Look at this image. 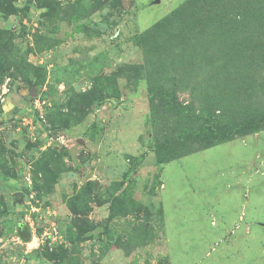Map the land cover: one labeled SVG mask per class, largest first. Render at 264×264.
<instances>
[{"label": "rangeland", "instance_id": "rangeland-1", "mask_svg": "<svg viewBox=\"0 0 264 264\" xmlns=\"http://www.w3.org/2000/svg\"><path fill=\"white\" fill-rule=\"evenodd\" d=\"M191 1L0 0V264H264V130L157 161L204 121L167 113L147 73L164 62L193 114L229 85L175 31L147 53L143 34ZM254 79L235 87L264 110Z\"/></svg>", "mask_w": 264, "mask_h": 264}, {"label": "trees", "instance_id": "trees-1", "mask_svg": "<svg viewBox=\"0 0 264 264\" xmlns=\"http://www.w3.org/2000/svg\"><path fill=\"white\" fill-rule=\"evenodd\" d=\"M174 31V37L181 39L182 43L184 40L189 51L202 49L198 56L199 64L206 75L213 68V78H210L213 84L224 80L229 85L224 88L223 94L216 93L226 95L225 98L220 96L221 100L213 99L210 103L205 96L198 99L199 112L193 114L189 112L190 106L176 102L174 90L167 89L162 80L156 79L157 69L164 67V62H160L158 67L147 73L150 92L162 99V103H166V106L163 103V107L167 113L179 117L188 114L197 121H204L196 129H184L178 139L160 143L156 147L158 163L176 157L172 155L173 144L187 146L190 143L188 145L208 148L213 144L233 139L236 135L264 130V110L254 111L246 98L250 96L248 91L239 90L237 93L235 87L240 83L249 84L246 80L249 65L255 75L252 81L254 84L264 71V44L258 39L264 38V0H193L143 34L145 44L155 41L147 53L151 55L161 52L162 47L169 42L165 37ZM196 43L198 46L194 47ZM170 44L174 47V53L181 51V44ZM201 55L204 57L201 58ZM206 95H209V92ZM155 101L153 98L151 110L158 113Z\"/></svg>", "mask_w": 264, "mask_h": 264}, {"label": "built area", "instance_id": "built-area-1", "mask_svg": "<svg viewBox=\"0 0 264 264\" xmlns=\"http://www.w3.org/2000/svg\"><path fill=\"white\" fill-rule=\"evenodd\" d=\"M5 94H6V90L4 91V89H3L2 96H0V97H1L0 99H1L2 101H3V99H4V95H5ZM2 101H1V102H2ZM35 103H36V104H35V105H36V108H41V106H40V103H41V102H40L39 100H37ZM42 116H43V115L41 114L40 117H42Z\"/></svg>", "mask_w": 264, "mask_h": 264}, {"label": "water", "instance_id": "water-1", "mask_svg": "<svg viewBox=\"0 0 264 264\" xmlns=\"http://www.w3.org/2000/svg\"><path fill=\"white\" fill-rule=\"evenodd\" d=\"M258 225H260L261 227H263V228H264V224H263V223H259Z\"/></svg>", "mask_w": 264, "mask_h": 264}]
</instances>
